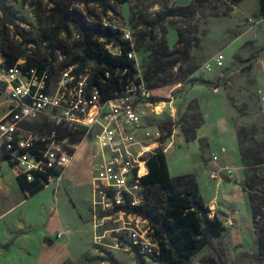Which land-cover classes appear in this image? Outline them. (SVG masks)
<instances>
[{
	"label": "rangeland",
	"instance_id": "374dc122",
	"mask_svg": "<svg viewBox=\"0 0 264 264\" xmlns=\"http://www.w3.org/2000/svg\"><path fill=\"white\" fill-rule=\"evenodd\" d=\"M191 1L111 0L107 1L111 10L105 14L98 4L73 6L89 21L130 32L136 75L147 87L171 89L168 97H159L165 106L156 119L161 139L171 131L162 145L160 139L164 154L169 147L175 151L169 155L174 165L170 175L176 177L185 169V174H193L210 216L223 226L216 248L203 249L192 264H264V164L254 165L255 156H264L259 103L264 88V19L258 4L213 0L190 21L179 17L161 21L167 9ZM7 4L18 29H4L0 13V55L10 53L17 60L29 53L37 55L46 50L45 39L56 35V50L66 62L81 58L76 29L69 23L63 29L48 0H8ZM179 32L183 40L196 44L185 62L174 53ZM218 52L224 55L222 67L212 62L215 56L211 59ZM4 101L0 88V116ZM83 147L61 181L26 199L10 188L0 203V264H138L131 249L125 250L121 215L94 209L90 182L73 183V176L90 179ZM0 154L2 162L1 150ZM213 155L218 157L216 164ZM0 168L5 170V165ZM218 168L232 170V177L222 171L213 179L211 170ZM140 172H145L143 166ZM165 193L152 189L148 201L159 209ZM253 214L263 231L259 242ZM116 242H122V248H116ZM140 256L144 264H162L146 253Z\"/></svg>",
	"mask_w": 264,
	"mask_h": 264
},
{
	"label": "built area",
	"instance_id": "2783aa9c",
	"mask_svg": "<svg viewBox=\"0 0 264 264\" xmlns=\"http://www.w3.org/2000/svg\"><path fill=\"white\" fill-rule=\"evenodd\" d=\"M101 23L122 32V40L131 47L127 57L134 61L130 32ZM104 47L113 56L122 55L120 46L109 43ZM41 51L29 53L11 66H6L5 57L0 55V88L5 98L0 150L6 162L13 165L16 177L49 186L61 181L84 146L94 209L121 215L119 231H126V251L132 252L134 246L140 254L154 257L159 246L148 221L116 209L127 204L139 207L147 201L150 188L142 178L149 171L147 158L160 147L156 119L162 113L157 105L162 102L154 101L152 89L136 74L124 80L126 69L115 70L112 75L120 88L106 93L93 83L91 68L65 65L66 56L61 52L50 57L43 54L45 49ZM223 60V52H218L212 62L222 67ZM259 103L264 115V88L259 92ZM73 136L79 140L73 141ZM212 161L217 163L218 157L213 155ZM222 171L232 177V170L218 168L211 170L212 178L218 179ZM116 248H122V242H116Z\"/></svg>",
	"mask_w": 264,
	"mask_h": 264
},
{
	"label": "trees",
	"instance_id": "16d2710c",
	"mask_svg": "<svg viewBox=\"0 0 264 264\" xmlns=\"http://www.w3.org/2000/svg\"><path fill=\"white\" fill-rule=\"evenodd\" d=\"M8 0H0V13L2 16V26L4 29L13 27L18 29L15 24V19L12 18L11 8L7 4ZM54 5L52 13H57L60 16L63 29H66L65 24L69 23L76 29L80 39L79 49L82 54L81 58H75L70 62L64 61L65 65L77 64L79 69L91 68L93 83L102 86L104 92L117 91L120 88L118 80L112 75L115 70H127L123 79L136 74V66L133 60L128 59L127 53L131 50L128 42L122 40L120 30H112L108 26H103L100 21H89L86 14L73 5L75 3H94L102 8L103 14L110 11L111 8L107 1L111 0H48ZM213 0H192L188 5L177 6L167 9L161 21L171 17H179L190 21L196 13L204 8ZM231 4H237L243 0H225ZM259 16L264 19V0H258ZM45 41L49 44L43 54L54 56L57 51L56 35H53ZM120 46L122 49L121 56H113L105 49L106 44ZM178 48L174 53L181 55V61L185 62L189 59L190 49L196 46L189 40H183L179 32ZM37 50V48H36ZM42 51H40L41 53ZM5 57V65L11 66L17 56L10 53L3 54ZM106 72L109 77L105 76ZM101 80H104L102 82ZM158 85H151L149 89H156ZM154 101L159 102V98H154ZM171 135L169 130L161 139L165 141ZM73 141H78V136L72 137ZM6 156L2 154L1 160L6 161ZM254 165L264 164V156H255ZM149 168L148 174L142 178L144 185L149 186L150 190L159 188L166 191L161 207L159 209L152 206L147 201L139 207H130L128 204L119 206L116 211H123L126 214H136L140 218L147 220L150 228L153 230L154 238L158 243L159 252L154 255V260L162 264H192L195 256L203 249L216 248L215 242L220 238L223 232L221 222L215 217L210 216V210L205 204L203 198L198 192V187L193 174H184L176 177H171L168 170L166 157L162 146L152 155L147 158ZM13 168V165L9 163ZM16 181L19 189L28 198L44 189V185L34 181L27 182L24 178L17 176ZM183 186L180 190H175L174 187ZM149 196V195H148ZM255 224V232L257 234V242L262 238V229L259 230L253 214ZM218 252L224 255V251L220 248ZM132 253L135 254L138 264H144L141 259L139 250L132 247Z\"/></svg>",
	"mask_w": 264,
	"mask_h": 264
},
{
	"label": "crops",
	"instance_id": "0c3cea01",
	"mask_svg": "<svg viewBox=\"0 0 264 264\" xmlns=\"http://www.w3.org/2000/svg\"><path fill=\"white\" fill-rule=\"evenodd\" d=\"M248 2V4L246 3ZM243 4L245 5H257L258 4V0H244L243 1ZM215 55H213L211 57V59L214 57ZM210 59V60H211ZM170 91L171 89L168 88V87H160V88H156V89H153L152 90V94L154 95V97H163V98H166L168 97V95L170 94ZM159 102H162V101H159ZM163 106H165V103L162 102L161 104H158L157 105V111H160V109H164ZM166 111V110H165ZM162 114V113H161ZM175 154V151L174 150H171L170 147L165 150V157H166V161H167V165H168V170H169V174H170V167L174 166L173 163L171 164L170 163V159H169V155H174ZM1 155V154H0ZM87 161V168L89 170V163H88V158L83 155ZM214 163V162H213ZM1 164H4L5 165V170L2 171V169L0 168V203H2L6 197V195L8 194L10 188H14L18 191H21L18 187V184H17V181H16V174L15 172L12 170V168L8 165V163L6 161H3L0 162V165ZM216 164V163H215ZM224 169V168H223ZM187 169H185L184 171H182L181 173H179L178 175L176 176H180V175H183L185 173H187L186 171ZM171 176V175H170ZM71 178H74L73 180V183L74 184H82V183H89L90 182V179H88V177L85 179V180H81V179H77L75 176L71 177ZM22 192V191H21ZM23 193V192H22ZM26 199V197H25ZM214 203L213 201L211 202V204ZM210 204V203H209ZM211 207V205H210ZM2 213V211H0V214Z\"/></svg>",
	"mask_w": 264,
	"mask_h": 264
},
{
	"label": "bare ground",
	"instance_id": "6f19581e",
	"mask_svg": "<svg viewBox=\"0 0 264 264\" xmlns=\"http://www.w3.org/2000/svg\"><path fill=\"white\" fill-rule=\"evenodd\" d=\"M211 209L214 211L216 209V206L214 204L211 205Z\"/></svg>",
	"mask_w": 264,
	"mask_h": 264
}]
</instances>
